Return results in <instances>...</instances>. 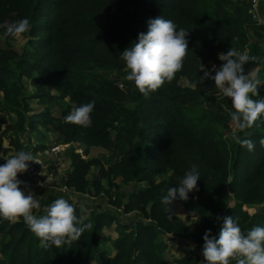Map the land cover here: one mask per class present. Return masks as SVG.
Returning <instances> with one entry per match:
<instances>
[{
	"label": "trees",
	"instance_id": "obj_1",
	"mask_svg": "<svg viewBox=\"0 0 264 264\" xmlns=\"http://www.w3.org/2000/svg\"><path fill=\"white\" fill-rule=\"evenodd\" d=\"M204 1L205 8L201 0H0V164L11 147L28 149L16 133L27 119L32 128L51 126L61 141L84 143L86 150L100 145L116 152L115 158L106 162L69 148L71 167L63 178L81 195L108 193L110 206L86 212L72 196L55 188H46L36 198L41 207L33 210L34 215L46 214V208L63 197L73 204L79 218L91 223L90 230L78 241L44 248L22 218H0V264H165L169 261V242L176 239L189 240L195 246L172 260L200 264L198 248L202 250L205 231L210 229L212 236L219 237L223 221H217V216L238 218L244 233L264 227V206L253 212L247 207L264 203V147L259 144L264 138V117L252 128L240 131V139L255 143V150L249 152L238 143L231 147L209 126L214 122L228 124V114L213 108H205L196 116L185 111L187 105L200 103L216 88L210 79L198 82L203 75L199 73L201 64L210 69L202 56L219 60V49L229 47L231 37L247 43V30L264 28V23L254 17L248 2L230 10L225 0ZM161 16L173 20L177 30L189 31V48L174 80L144 96L134 82L125 79L126 64L120 53L138 42L141 32H147L149 19ZM22 18H28L31 27L25 33L26 44L18 49L13 45L14 38L5 36L4 24ZM202 23L207 25V34L198 31L197 25ZM254 51L258 59L253 63L261 65V73L264 47L256 45ZM92 63L115 73L108 76L84 69ZM24 77L36 86L33 96L45 104L35 114H27L30 104L22 90ZM182 77L188 83H183ZM52 87L59 91L52 92ZM257 87L259 95L251 98L262 100L264 83ZM92 101L91 127L65 123V116L73 108ZM51 102L60 105L61 115L54 114ZM13 112L18 118L11 122ZM45 145L32 148L38 150ZM94 165L99 166V172L91 177ZM193 165L201 176L199 191L189 193L187 201L174 200L196 217L191 227L172 203L167 206L162 199L170 187L179 186ZM169 170L167 176L157 178ZM104 177L109 186L103 182ZM117 178L133 183L132 189L119 190ZM114 186L116 193L111 190ZM218 196L233 198L234 202L223 205L216 200ZM129 213L132 215L123 217ZM113 225L116 235L109 240L115 252L111 253L102 245V233Z\"/></svg>",
	"mask_w": 264,
	"mask_h": 264
},
{
	"label": "clouds",
	"instance_id": "obj_2",
	"mask_svg": "<svg viewBox=\"0 0 264 264\" xmlns=\"http://www.w3.org/2000/svg\"><path fill=\"white\" fill-rule=\"evenodd\" d=\"M147 32L138 35V42L131 44L120 53V59L126 64L125 79L134 82L138 91L144 96L156 92L165 82L171 83L175 74L182 70L187 55L189 31L180 28L171 19L162 16L149 19ZM28 18H22L12 23H5V36L19 38L30 30ZM224 63L217 68L213 65L206 69L203 64L199 68V83L206 80L214 81L215 87L227 98L232 107L231 121L234 128L243 132L254 126L255 122L264 117V99L254 100L251 96L259 95V79L255 74L246 73L245 65L257 61L258 57L228 49L218 57ZM212 73H215L214 75ZM251 94V95H250ZM95 101L73 108L64 118L65 123L76 124L84 128L91 127ZM241 147L249 152L255 150V143L250 139L233 137ZM264 147V138L259 140ZM29 162H36L31 152L20 150L6 163L0 165V218L16 221L22 218L26 226L36 237L40 238L44 248L78 241L83 233L92 228L91 223H85L77 215L76 208L63 197L55 199L47 208L46 214L34 215L33 210H39L40 203L21 189H27L26 182L19 180L18 173L28 170ZM201 178L196 165H193L180 180L179 186L170 187L162 203L170 205L174 200L187 201L189 193L199 191L197 182ZM83 212V209H81ZM169 219H172L169 216ZM223 225L219 237L212 236L211 230L203 235L202 256L205 264H264V227L257 226L242 232L238 218L232 216H217ZM194 250V245L189 246Z\"/></svg>",
	"mask_w": 264,
	"mask_h": 264
},
{
	"label": "rangeland",
	"instance_id": "obj_3",
	"mask_svg": "<svg viewBox=\"0 0 264 264\" xmlns=\"http://www.w3.org/2000/svg\"><path fill=\"white\" fill-rule=\"evenodd\" d=\"M225 1H226L227 6L230 8V10L233 9L235 6L242 5V4L247 3V2L250 3L248 0H225ZM201 7L205 8V1L204 0H201ZM252 13L254 14V17L258 20L259 23H264V0H261L259 2L257 7L253 9ZM102 21H103V24L105 25L106 24V17H103ZM197 26H198L197 28H198L199 33H202V34L208 33L207 25L205 23L199 24ZM247 35L249 38L247 43H242L239 39H237L235 37H231L229 40L230 46L229 47H221L219 49V54L222 52L226 53L228 49H235L241 53L247 51L250 56L251 55L255 56V51H254L255 46L261 45L262 47H264V28H258L257 27V28H253V29H248ZM27 39H28V36H27V34L24 33L21 37L14 38L13 45L16 48L20 49L24 44H26ZM2 40H3V37L0 34V43L2 42ZM202 58L204 59L206 64H210L211 58H209V56L207 54H204L202 56ZM219 63L223 64L224 62L219 59ZM83 67L85 70L90 71L92 73H104L105 75H108V76H113V74L115 73L114 70H112L108 67H105L101 64H97V63H92V64H88V65L86 64ZM260 68H261V65L254 64L253 62H249L248 64L245 65L246 73L255 74V76L260 81V85H262L264 83V71L259 73ZM181 81L183 83H188V80L185 77H182ZM22 85H23L22 86L23 94L26 96L27 101L30 104V109L27 111V114L28 115L29 114H35L36 112L43 110L45 108V104L41 103L39 101L38 97L33 96V94L36 90V86L31 81V79L24 77L22 79ZM51 89H52V92H54V93H57L59 91L56 87H52ZM0 100H3V91L2 90H0ZM50 105L53 107L54 114L61 115L60 105H57L56 103H53V102H51ZM130 105H132V104L130 103ZM205 108H213L215 110L222 111V112L228 114L229 116H230L231 112L234 111L232 104H231V100L227 99V97H225L217 88H215L214 91L207 92L203 96L200 103L187 105L185 108V111L190 116H196L199 114L200 111H202ZM17 118L18 117H17V114L15 112L11 113V115H10V121L11 122L16 121ZM209 126L213 129V131L216 135L221 136L222 138L226 139L230 143L231 147L235 146L236 141L233 137H234V135L239 137L240 131H238L234 128V125L232 124V121H231V116H230V120H229L228 124L214 122ZM16 133L20 137L23 144H25V146L28 147V149L32 148V146L35 144H50L52 142L61 141L59 138L60 137L59 133L57 131L53 130V128H51V126L39 125L37 128H32L28 124V119L26 120L25 125L22 128H19L18 130H16ZM113 134H115V131H113ZM5 144L9 145L8 139L5 140ZM76 144H77V146H79V147L81 146L84 149L83 155L87 156V157L96 156V157L101 158L102 160L107 162V161L115 158V156H116V152L114 150L108 149L104 146L92 145L89 147V150H86L85 149L86 145L84 143L79 142V144H78V142H76ZM68 148L74 149L75 146L72 145V147H67V149ZM67 149H65V152L63 153L62 159L56 165V167L58 168V173L60 175L65 174V172H67L71 167V158L68 154L69 149L68 150ZM13 151H15V147H11V149L8 151V153H5L3 155L0 165H3L4 160ZM98 172H99V166L94 165L92 167L91 172H90V176L93 177ZM169 172H171V171L169 170L168 172H162V173L157 175V178L162 179L163 177L167 176L169 174ZM19 180L26 182V184L28 186V188L25 189L24 185L23 184L21 185V189L25 191V194L27 195L28 190H31L30 194L33 195L35 199L37 198V196L39 194H42L45 191V189L47 188V187L36 186L30 182L28 183L27 180H25V179H19ZM116 181L120 184L119 190H121V191L129 192V190H131L133 187V183H124L120 178H117ZM103 182H105L106 185L109 186V181H108L107 177L103 178ZM141 184H146V182H142ZM111 190L113 191V193L117 192L116 191L117 189L115 188V186L112 187ZM68 194L70 196H72L76 201L81 203L86 212H88L89 210H91L92 208H95V207L110 206L108 193L99 194L96 196L94 194L81 195L78 192L70 190V192H68ZM124 199H126V197ZM216 200L223 205L231 204L234 202L233 198L222 197V196L216 197ZM99 202H101L102 204H100ZM261 206H264V203H262V204H248L247 205L249 210L252 212L257 210ZM171 207L175 211H177V213H179V215H182L183 217H185L188 220L187 222L190 226H193L195 224L196 217L194 215L190 214V211L188 209H186L182 204H180L179 202H176V203L171 204ZM112 208L116 209L114 207H112ZM118 211L121 212V209H118ZM85 215L87 216L88 213H85ZM131 215H132V213L131 214L130 213L129 214H123V217L127 218L128 216H131ZM114 234H116L114 225L106 228L102 233V236L104 238L102 241V245L107 247L111 251V253L115 252V249L112 246V243L110 242L109 238H110V236H113ZM193 244H194L193 242L189 241L187 243L186 241L180 240V239L176 243H170L169 249L166 250V255L168 256L169 261H170L167 264H175L172 262L174 255L175 256L179 255V254L181 255L183 253V249L186 248L185 246L188 247V246L193 245ZM196 247H200V246H196ZM198 251L202 256V250L200 248H198ZM202 260H203V256H202ZM200 264H205V262H202Z\"/></svg>",
	"mask_w": 264,
	"mask_h": 264
},
{
	"label": "built area",
	"instance_id": "obj_4",
	"mask_svg": "<svg viewBox=\"0 0 264 264\" xmlns=\"http://www.w3.org/2000/svg\"><path fill=\"white\" fill-rule=\"evenodd\" d=\"M248 1L251 5L250 11L253 12V9L257 7L261 0ZM208 65L211 69L213 65H216V67L219 68L222 64L219 63V60L211 59L210 64ZM72 145L75 146L74 150L76 152H79L82 155L84 154V149L81 146H77L76 142L64 141L52 142L38 150H34L33 148L22 149L26 152H31L39 163L29 162L28 170L24 173H18L17 178L28 180L30 183L39 187L55 188L65 193L70 192V187L63 179L66 172L63 175H60L56 165L62 159L65 149H67V147H72ZM17 152H19V150L11 152L7 159L11 158Z\"/></svg>",
	"mask_w": 264,
	"mask_h": 264
},
{
	"label": "crops",
	"instance_id": "obj_5",
	"mask_svg": "<svg viewBox=\"0 0 264 264\" xmlns=\"http://www.w3.org/2000/svg\"><path fill=\"white\" fill-rule=\"evenodd\" d=\"M176 202H179V201H173L172 204H173V203H176ZM179 203L182 204L181 202H179ZM182 205H183V204H182ZM183 206H184V205H183ZM184 207H185V206H184ZM185 208H186V207H185ZM186 209H187V208H186ZM176 212H177V211H176ZM178 214H179V213H178ZM181 216H182V215H181ZM182 217H183V216H182ZM184 218H185V217H184ZM185 219H186V218H185ZM186 221H188V220L186 219ZM187 223H188V222H187ZM195 223H196V220H195ZM194 225H195V224H194ZM194 225H193V226H194ZM193 226H191V227H193ZM115 235H116V234H114L113 236H115ZM178 240H179V239L171 240V241L169 242V246H168L167 250H168L169 247H170V243H176V242H178ZM180 240H181V239H180ZM186 242L188 243L189 240H187ZM193 245H195V244H193ZM185 247H186V248L183 249V253H182V254H184V253L187 251V249L190 248L189 246H188V247L185 246ZM113 253H114V252H113ZM182 254H181V255H182ZM181 255L179 254V255H176V256H181ZM166 256H167V255H166ZM174 256H175V255H174ZM167 258H168V256H167ZM168 260H169V258H168ZM169 262H170V261H168L167 263H169ZM172 262L175 263V264H182V263H178V262H174V261H172ZM201 262H203V260H201ZM167 263H165V264H167Z\"/></svg>",
	"mask_w": 264,
	"mask_h": 264
}]
</instances>
